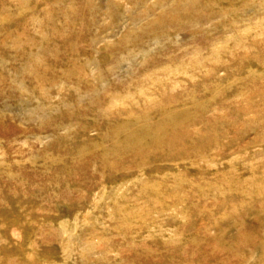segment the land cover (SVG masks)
<instances>
[{
    "label": "rangeland",
    "instance_id": "374dc122",
    "mask_svg": "<svg viewBox=\"0 0 264 264\" xmlns=\"http://www.w3.org/2000/svg\"><path fill=\"white\" fill-rule=\"evenodd\" d=\"M0 264H264V0H0Z\"/></svg>",
    "mask_w": 264,
    "mask_h": 264
}]
</instances>
